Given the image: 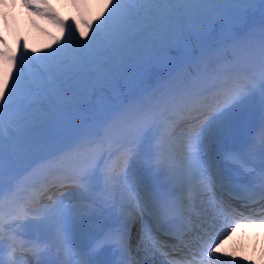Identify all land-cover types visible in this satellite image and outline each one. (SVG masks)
<instances>
[{
	"label": "snow or ice",
	"instance_id": "snow-or-ice-1",
	"mask_svg": "<svg viewBox=\"0 0 264 264\" xmlns=\"http://www.w3.org/2000/svg\"><path fill=\"white\" fill-rule=\"evenodd\" d=\"M111 11L102 23L98 24L89 39L79 27L73 24L65 43L44 56H29L25 47L19 61L12 57L14 75L7 73L11 80L0 88V179L5 166L11 163L21 151L39 150L42 138L47 131L53 130L62 110L85 98L89 90L111 87L121 79L130 77L134 71L164 62L172 49L187 50L194 41L219 30L232 34L237 39L233 43V56L237 63L248 50H254L259 59V94L264 100V0H108ZM4 0H0V4ZM41 0H24V7L41 14ZM259 13L258 25L250 23ZM52 19L57 20L56 17ZM57 23H62L57 20ZM91 28V24L88 25ZM241 28L245 29L243 39L238 38ZM80 38L86 43H80ZM2 40V37H0ZM199 68V65L197 66ZM221 79H231L232 84L221 87ZM242 79L235 65H221L204 69L197 74L194 83L186 84L178 91L172 101L174 110L187 115L190 126L184 131V141L188 149L187 165L176 163L174 142L169 125H158L157 156L177 174L196 173L205 188L215 186L222 174L210 173L202 169L199 161V147L205 139L219 141L231 125L236 110L244 104L255 89V85L240 86ZM264 141V126L260 132ZM87 149V151H86ZM104 144L89 141L73 153H68L59 164L70 162L75 165L74 174L66 175L65 181H74L84 193L92 190V182L100 173L94 164V154L103 152ZM123 163L135 158L136 149L126 146L122 153ZM102 162V161H101ZM127 169L117 171L108 165L100 173L106 190L120 193V198L129 202L135 200V190L128 184ZM264 180V177H262ZM122 186V187H121ZM2 196V192H0ZM160 208L168 205L161 202ZM224 208L218 210L222 214ZM23 215L27 216L26 211ZM71 218L70 210L63 202L48 209L46 214H37V231L46 230L49 219L58 224L50 235L48 243L37 242L27 246L35 258V264H69L61 256L79 251V245L70 233L67 224ZM3 216L0 213V251L4 243ZM160 216L149 217L141 225V241L145 237H155ZM127 227V225H125ZM234 231V229H232ZM167 234V233H165ZM230 232L225 228L223 235ZM123 232H104L91 245L92 253L103 250L110 240L119 239L123 243ZM179 239V237H173ZM157 243L160 241L157 239ZM222 237L216 230H209L198 241L201 255L211 257L217 252ZM141 247L146 246L144 244ZM15 236L9 240L10 264H14V254L18 248ZM51 255L52 259H45ZM0 264H5L0 259ZM211 264H228L212 257Z\"/></svg>",
	"mask_w": 264,
	"mask_h": 264
},
{
	"label": "bare ground",
	"instance_id": "bare-ground-1",
	"mask_svg": "<svg viewBox=\"0 0 264 264\" xmlns=\"http://www.w3.org/2000/svg\"><path fill=\"white\" fill-rule=\"evenodd\" d=\"M8 1H10L11 6H14V5L18 6V9H17L18 18L22 22L21 27L25 28V39H26V46H28V49H29V53H28L29 56H33V57L44 56L48 54L49 51L52 50L53 48L55 50L56 48L60 47L61 45L65 43V41L68 38L69 32L66 26H64L62 23H57V20L52 19L53 16L50 13V11L40 10L41 14H38L33 9L24 7V0H8ZM55 1L59 6H61L66 11L71 21L79 27V32H84L88 36L89 39L93 35V31H91V28L88 27V25L90 24V20L92 19V16L100 24L103 22L104 19L107 18L108 13L111 11V7L109 5L108 0H55ZM9 8L10 7H6L3 3L0 4V25H1V30H2V32L0 33V37H1V34L3 33L13 34L14 32L12 29L14 19L12 15H8V10H10ZM217 36H219V34L217 33L210 34L204 37L203 40L206 43L210 44L214 39L217 38ZM200 41L201 40H198L195 42H200ZM17 42H19V39ZM82 42L86 43L87 41L82 39ZM2 44L5 45L3 38L2 40H0V50L2 49ZM208 44L203 46L204 47L203 50H205ZM21 48H24V46L21 45ZM194 48H195L194 45L190 44L189 50H186V51H191ZM20 50H22V54H23V49H20ZM172 51L178 52V49H174ZM191 54L193 53L191 52L189 54L185 53L183 54L182 58H186L187 56H190ZM179 55L180 54H176V57L177 56L179 57ZM190 59H192V57L188 58V61ZM178 62L179 60H177L175 63H178ZM157 64L162 65L163 62L157 63ZM174 64H171L168 68H170ZM153 69H156L155 66L150 67V70H153ZM164 69L165 68H163L162 71L159 73L158 75V77L160 76L159 78H161V75L164 74L168 70V69H165V70ZM9 71H12L13 75L15 74L13 70V64H12V56L6 59L1 54V51H0V88L4 87V82L6 81L10 89L11 80L7 79V73ZM222 81H224V79L220 80V82ZM146 89L147 87L145 86L143 90H146ZM250 100H251V96L248 98V100L244 104H242L236 110L233 116V119H232V122L240 121L238 125V129H239L238 133L241 137L245 132L248 131V125L246 123V119H247L248 111L250 110L248 106L250 103ZM102 105H103V108L107 107L106 103H103ZM171 114L175 115L173 109H171ZM175 117L176 118L174 121H170L171 122L170 126H173L176 123L181 122L179 120V117L177 116ZM73 118H74V115L71 114L70 110H67L63 118V122L65 121L64 122L65 131H73L72 129ZM159 121L161 122L160 124H163V121L161 119H159ZM187 122L191 124L190 119H188ZM135 124H138V121H136ZM186 129L187 128L178 129L180 130V133L178 134V138L180 139L181 144H180V148L177 150V153L175 154V158H176V161H179L180 163H182L183 160L187 161L186 157L188 154V149L185 145L184 136H183V133ZM176 130L177 129H173V127L170 129V132L172 133V135L175 133ZM144 135L146 137H149V134L147 135L144 134ZM121 144H123L124 146H132L136 149V155H135V158L132 159V162L139 163L142 165L140 169V172L142 174H146V171L148 169L147 166H151L152 168L157 167L156 165L157 163L149 159L146 165H144L143 155H144L145 147L147 145H151L150 141H147L146 139H142V138L141 139H130V140L123 141ZM246 144H249V142H246ZM107 148L110 150L111 146L109 145ZM207 152H208V147L206 145V140H204L201 142L200 147H199V161L200 162H201L202 157ZM178 156L180 158H178ZM21 159L27 160L28 159L27 153L21 155ZM117 163H118L117 160L113 159L112 166L115 167L116 169L119 168L118 166H116ZM187 163L188 161L186 162V165ZM103 164H104L103 169L106 166H108L107 164H105V161L103 162ZM122 168L127 169L126 175L128 178V184L134 189L136 187V184H135V179L133 175L130 173V165L124 164ZM173 174H174L176 181H178V183H184V182L187 183L189 181L192 182L194 179L199 181L195 172H192L190 174H184V173L177 174L173 172ZM101 180H102V177H101ZM54 181L57 182L58 179L55 177ZM101 185H103L102 192L105 190L104 195L109 197L111 205L112 207L116 209V212L119 218L128 220L129 216L132 215L134 217V215H136L134 220L132 221V227H131V230L133 233L132 246L136 248L137 255L142 257V255L145 254V250H143L142 249L143 247H141L140 245L144 244V241H141V223H140V216H139L140 213L138 214V212H136L138 211V209L137 207L134 208V205H135L134 201L131 203V206H133L134 209H132V211L129 212L128 209L129 207H131L129 206V202L125 199L120 198V193L118 191L106 190L103 184V180L101 181ZM61 187L62 185H60V187L58 188H61ZM68 187H72V185H68ZM76 187L80 188L78 185ZM196 187L198 189V192H196L195 204L200 209L203 215V219H208V220L221 219L223 216L227 215L226 211H224L222 214H218L219 207L216 204L212 203L209 197H205L202 195L203 191L206 190V188L201 184V182H199ZM58 188L57 186L48 187L45 190V193L43 194L39 193V196L41 198H47L52 193L54 194V192L58 191L59 190ZM40 190L42 189H39L38 191ZM59 193L60 191L56 192V195H58ZM82 193L84 192L82 191ZM80 194L81 193H79V195ZM33 195H34L33 192H28V194L25 196V199H21L20 197H17L16 192H14L9 197L8 203L13 205V208H14L13 216H11L12 221H18L21 217L26 218V216L23 215V212L24 211L27 212V205L29 204L30 199L33 197ZM101 196H102V193H101ZM97 202L99 201L96 200V203ZM73 205L86 209V212L88 213V215L79 216V218L82 220L81 223H78V220H76L71 227V232H70L71 235L73 236L77 244H81L83 242L91 240L95 236V227L91 224L86 225L87 221H90V222L92 221L93 215L95 213V208H88L89 204L86 202L85 199L80 200V202H76ZM46 213L47 212L40 213V214H46ZM26 219L29 220L28 218ZM123 219L119 221L123 222ZM28 222L32 224L31 228L34 231H37V229L35 228L36 220L34 221L29 220ZM254 227L256 228H253L252 230L255 231L257 229V232L260 229H264V226L259 225V224L255 225ZM235 228L236 229L232 231L234 235V240H232L230 248L229 249L225 248L224 250L220 251L216 256L213 255L212 257L218 259V261H229L230 259H233L236 256L235 254L236 252H238L239 249L242 250L244 253H246L247 244L252 243V249L250 251L251 255H253L252 259L256 260L255 264H264V235L263 236L256 235L253 237L254 240L250 241V240H247L245 237L248 235L245 232H242L243 230H246V229L241 228L240 230H238L240 227H235ZM54 230H55L54 228H52L49 224H47L46 230L37 231V232H39L42 238H44L46 241L49 242L50 235L52 232H54ZM71 258H74V255ZM147 259L150 260L151 264H161L160 262L161 260L160 261L157 260L155 253L154 255L147 257ZM5 264H9V261H5Z\"/></svg>",
	"mask_w": 264,
	"mask_h": 264
},
{
	"label": "rangeland",
	"instance_id": "rangeland-1",
	"mask_svg": "<svg viewBox=\"0 0 264 264\" xmlns=\"http://www.w3.org/2000/svg\"><path fill=\"white\" fill-rule=\"evenodd\" d=\"M51 13H52L53 17L57 18V16L55 15V13L53 11ZM258 15H259V13L256 14V16H258ZM259 21H260V19L258 21H257V19H252V21H250V23L253 24V25H258ZM94 29L95 28H93V26L91 25V31H94ZM15 34H16V31L14 30V35ZM221 35L224 38L227 37V38L230 39L229 41L223 42V47L225 46V47L230 48V54H229L230 55V59L227 61V64L229 66L235 65V67L245 66L246 69H250V67L247 66V65H249V63H254L258 59L255 51L254 50L246 51L245 55L243 56V58L240 60L239 63H237L236 58L233 56V43H234V40L237 39V37H234L232 34H224L222 32H221ZM244 35H245V29L241 28V31L238 33V38L239 39H243ZM10 36L12 37L13 35H10ZM14 42L17 43V41H14ZM224 43H228V44L224 45ZM4 46L5 45L2 44V48H5ZM189 47H190V45L188 46L187 50H189ZM172 50H174V49H172ZM52 51H54V48L52 50H50L49 52H52ZM185 53L189 54L190 51H186V50H183V49H178V54H180L179 57L178 56L176 57V53L172 54L170 52V53L167 54V59L163 62L162 65L153 64V65L147 66L143 70L134 71L130 75V77H127V78L119 80L113 86H111V87H103L105 91H100V89H102L100 87L96 88L95 90H89V92H88V94H87V96L85 98L80 99L78 103H73L70 107H67V108L62 110V113L59 116L58 123L56 125L57 132H59V129H62L63 118H64V115H65V112L67 110H70L71 114L74 115V118H73L74 119V123H76L75 126H74V131L75 132L78 131V128H79V130H81L82 128H85L86 121L89 118H95V120H96V118H98L99 121H100V123L98 124V127H99V129L103 128L104 135L107 136L108 134H110V136L116 137V139H110V138L106 137V141H109V139H110L111 140V144H112L116 140H119L120 137H123L126 134V130H123V131L120 130V132H119L118 126H117V124L113 123V120L110 121L111 126L109 125L112 128V130L109 127L108 128L107 127L104 128V123H103V121H101L102 119L100 118V117H106V118L109 117V118H111L113 116V114H115L118 109L119 110H118L117 113L121 112L120 108L123 106L122 105V99L124 97V94H120L118 92L119 89H118V85L117 84L118 83L122 84V82H123L124 87H122V90L125 89L126 92H129V93L134 91V89L138 88V90H139L141 87L147 86V89H146L147 91L146 92H140L139 93V94H143L142 95L143 97H138L140 100H138L137 102H140L141 104H143L144 106H146L148 108L149 107H154L156 105V102H152L151 101V98H149V92L151 93V91H153L152 89L154 88L155 85L152 84V86H151V83H149V82L146 83V81H148V78L151 75L150 73H152L155 70H159V69H163V68L166 69L171 64H174L176 62V60L181 59L183 54H185ZM3 55L6 56V57H9L8 53H3ZM151 66H155L156 69L150 70ZM251 72L253 73V76L255 78L259 79V81H260V71L251 70ZM178 77H179V75L177 76V73H174V78L173 79L166 80V81H160V84H162V86H168V84H174V83H176V80H178ZM159 86H161V85H157L156 87H159ZM95 94H97L96 97H94ZM176 95H177V91H174L173 89H170L168 93L166 92L165 101L168 100L167 103H170V101L172 100L171 97L172 96L175 97ZM103 103H106L108 105V107L106 109L103 108V105H102ZM84 106H85V110L83 109ZM131 111L132 110L130 108L128 110V114L131 113ZM137 113L138 114H142L138 110H137ZM81 123H82V125H81ZM128 127H130V122H128V124H127V128ZM48 132L49 131H47L44 134V136L42 138V141H41V145H40L39 150L21 151V153L15 159H13L11 161V163L6 164L5 170H4V175L2 177L3 180H6L7 178L11 177L12 173L16 169H21V167L23 166L22 164L27 163L30 160L29 157H31V155L38 156V154L40 152L41 153L43 152V148H42L43 146L42 145H43L44 140L47 138ZM93 132L97 133V132H99V130L96 129ZM96 135L104 137L103 133L102 134H96ZM88 136H89L88 140L91 139L92 141H95L96 138L94 137L93 134L92 135H88ZM99 136H97V137L99 138ZM74 137H75V135H74L73 132L66 133L65 135H63V138H65L66 141H69V140L73 139ZM97 140H103L105 142V140L102 139V138H99ZM75 144L79 148H81L82 145H86L84 142H81L79 140V138H77L75 140ZM25 153H27L29 157H28L27 160H22L21 159V155H23ZM99 153H101V152H97V154H99ZM94 164H96V163L94 162ZM99 167L101 168V166H99ZM23 178L27 179L26 177H23ZM30 178L31 179H36L37 177L33 176V177H30ZM10 179L11 178H9V180ZM25 179H21L23 182H21V181L19 182L20 186L28 187V185L26 183H24V182H28L27 180L32 181L31 179H27V180H25ZM43 179L44 178H41L40 180H43ZM9 180H8V182H9ZM8 182H7V184H8ZM134 201H137L136 195H135V200ZM29 218H32V217H29ZM239 252H242V250H239Z\"/></svg>",
	"mask_w": 264,
	"mask_h": 264
}]
</instances>
